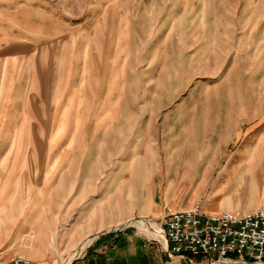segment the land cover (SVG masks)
<instances>
[{"label": "rangeland", "instance_id": "obj_1", "mask_svg": "<svg viewBox=\"0 0 264 264\" xmlns=\"http://www.w3.org/2000/svg\"><path fill=\"white\" fill-rule=\"evenodd\" d=\"M16 42L33 52L13 57ZM34 83L65 102L79 88L94 112H25L42 98ZM107 98L118 104L113 124L98 121ZM242 104L246 116H231ZM258 144L264 0H0V257L29 259L28 216L56 239L66 213L49 210L128 209L109 194L131 184L135 217L149 199L163 205L160 218L193 199L216 212L220 172ZM210 167L216 180L205 186ZM98 173L99 190L82 200L84 179Z\"/></svg>", "mask_w": 264, "mask_h": 264}, {"label": "crops", "instance_id": "obj_2", "mask_svg": "<svg viewBox=\"0 0 264 264\" xmlns=\"http://www.w3.org/2000/svg\"><path fill=\"white\" fill-rule=\"evenodd\" d=\"M33 50L34 48H31L29 42L12 43L6 48L9 54L18 59L24 54L32 53ZM70 78L77 79L73 76V72H71ZM34 85V90L37 89L35 93H42V98L39 99L38 96H35L30 99L31 109L26 108L25 112H94L93 110H86V108L82 109V94L80 93L82 90L79 88L78 91L73 90L74 94L65 102V98L61 93L55 97L50 88H43V91H39L40 88H37L38 83H34ZM107 100L108 98L104 104L102 101L98 110V121L102 123L104 120L113 124L117 117L115 108L118 104L113 99L110 102H107ZM38 103L41 104L39 107ZM87 106L90 107L89 104H85V107ZM33 107L35 111L32 109ZM245 111V105L242 104L236 112L231 113V116L244 117L247 114ZM233 139L238 141L241 139L239 130H236ZM262 146V144H258L249 154L244 151L246 149L241 150L237 163L235 162V164L224 168L217 180L214 176L209 177L214 175L215 168L210 167L205 170L204 175H206V178H203L202 184L206 186L208 181H214V179L217 182L219 181L216 185L213 184L215 185L213 191L217 193L215 195L222 194L224 196V199L217 203L218 210L216 212L205 210L206 212L211 214H218L223 211L250 213L264 207V151L262 152L264 148ZM100 173L95 177L87 176L84 179L85 183L82 184L80 194L82 200L99 190L96 182L100 179ZM63 180L65 178L61 179V181ZM248 188L251 193L247 194ZM204 189L205 187L199 188L200 192ZM240 189L243 191L241 192ZM118 190L109 194V198L119 196L122 200L126 198V204L129 205L128 209L121 206H112L108 201L106 202L108 205L92 204L86 208L82 207V211L79 212L77 211L78 208L69 211L49 210L54 214L58 212L66 213V216H64L65 221H61L59 224L54 221L52 226L54 229H58L60 226L56 239H54L55 232L51 237L49 231H46L44 227H40L37 220H30L32 216H28L25 220L28 225L23 226V228L27 226L31 230L36 229L35 232L31 231L30 234H34V237L39 239L35 241L34 238V241L29 242V245L33 248L31 253L27 254L31 264H63L64 257L67 258L71 252L72 254L69 257L74 256L76 250L89 240L91 241L90 244L79 255L75 256L69 264H212L210 258L205 255L171 258L166 250L165 242L160 243L152 238L154 236L144 231H148V229L142 227L144 228L142 230L137 226V224L140 226L138 220L146 219L151 224L154 222L161 229L162 218H160V215L163 211V205L156 206L155 200L149 199L147 208L138 217H135L137 209L134 202L133 184L124 188L121 187L119 192ZM196 204L197 200L193 199L185 206H173V208L176 211L187 210ZM204 205L206 206V204ZM155 207H157L156 212ZM77 213L78 219L71 221V218ZM69 223L70 225H68ZM146 225L148 227L149 224ZM14 259V255L8 252L0 257V264H7ZM222 264H248V262L236 257H229Z\"/></svg>", "mask_w": 264, "mask_h": 264}, {"label": "built area", "instance_id": "obj_3", "mask_svg": "<svg viewBox=\"0 0 264 264\" xmlns=\"http://www.w3.org/2000/svg\"><path fill=\"white\" fill-rule=\"evenodd\" d=\"M165 242L171 258L205 255L212 264L236 257L248 264H264V207L250 213L206 212L200 204L188 210L171 211L162 218ZM7 264H31L15 258Z\"/></svg>", "mask_w": 264, "mask_h": 264}, {"label": "bare ground", "instance_id": "obj_4", "mask_svg": "<svg viewBox=\"0 0 264 264\" xmlns=\"http://www.w3.org/2000/svg\"><path fill=\"white\" fill-rule=\"evenodd\" d=\"M146 222H147V224H149L148 225V231L144 230V228H142L143 225L139 226L137 223L136 224H137L139 229H142V230L146 231L148 234H150V235H152L154 237H158V238L164 237V234H163L162 230L159 229V227L156 226L154 222L152 224L149 221H147V220H146Z\"/></svg>", "mask_w": 264, "mask_h": 264}]
</instances>
